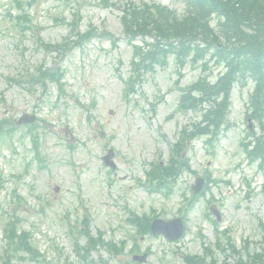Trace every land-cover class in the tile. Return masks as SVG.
Returning a JSON list of instances; mask_svg holds the SVG:
<instances>
[{
    "label": "rangeland",
    "instance_id": "1",
    "mask_svg": "<svg viewBox=\"0 0 264 264\" xmlns=\"http://www.w3.org/2000/svg\"><path fill=\"white\" fill-rule=\"evenodd\" d=\"M24 1L36 2L31 8L25 7L31 21L28 30L21 27L30 23L17 19L21 13L17 0H0V119L37 115L38 150L45 163L36 160L37 152L26 129L21 127L12 139L0 138V264L2 229L12 217L21 221L18 228L30 234L42 256L35 262L16 256L11 264H86L77 255L70 234L71 229H79L84 207L91 213L94 234L102 230L108 241L127 242V252L118 257L105 249L95 250L90 258L94 264H140L132 262L129 253L135 232L126 222V207L139 215L155 210L165 219L178 217L181 193L207 171L214 183L189 214L185 238L175 243L163 237L140 239L137 249L141 253L149 250L144 264H185L183 254L201 255L203 246L213 245L216 238L208 205L212 199L222 215L219 230L228 231L239 248L249 242L252 251L260 249L264 245L260 226L264 224L260 192L264 177L256 165H248L240 146L248 125L245 115L253 82L233 88L228 124L213 154L203 139L189 143L186 159L197 176L185 172L168 199L149 193L137 183L144 180L149 164L158 155L165 162L169 160L180 129L201 119L199 112L180 113L177 105L182 93L179 87L196 82L202 70L190 61L178 68L171 57L164 69L146 73L139 93L126 99L124 81L131 74L134 52L121 26L122 8L130 1L137 5L157 3L182 16L185 5L179 0H108L101 5L96 0ZM77 16L79 30L110 33L118 38V46L95 37L67 54H47L40 42L64 43L76 31L72 25ZM56 68L65 74L61 76L62 89L43 80L46 86L33 88L32 78L37 72ZM178 71L183 74L180 85ZM212 71L214 81L221 69ZM155 103L153 112L151 104ZM254 125L259 126L257 122ZM256 131L263 133L259 127ZM108 148L115 149L119 167L111 188L106 183L107 170L102 168V156ZM245 179L252 183L250 199ZM56 187L60 188L58 194ZM218 256L219 264L234 263Z\"/></svg>",
    "mask_w": 264,
    "mask_h": 264
},
{
    "label": "trees",
    "instance_id": "2",
    "mask_svg": "<svg viewBox=\"0 0 264 264\" xmlns=\"http://www.w3.org/2000/svg\"><path fill=\"white\" fill-rule=\"evenodd\" d=\"M184 1L187 4L185 17L179 18L161 5H131L126 8L123 24L133 38L150 34L158 40L155 48L149 47L148 52L144 53L150 54L152 64H165L171 53L177 54L182 62L194 53V62L211 54L217 64L225 63L228 72L216 87H208L203 82L196 85L203 95L200 101L223 92L224 103L227 104L230 88L239 75L243 78L248 75L253 77L259 83V93L264 99V0ZM213 15L218 18L221 36L210 26ZM79 37H84V34ZM221 37H224V42L220 40ZM162 41H166L165 44ZM51 80H58L55 74ZM19 240H16L13 232L10 244L15 246V251L21 252L23 248L29 250L27 239ZM234 254L238 259L237 264H264V248L254 255L249 250L245 254L238 251ZM192 263L202 264L197 259Z\"/></svg>",
    "mask_w": 264,
    "mask_h": 264
}]
</instances>
